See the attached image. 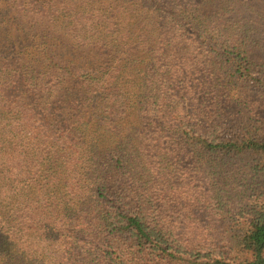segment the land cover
I'll return each mask as SVG.
<instances>
[{"label": "trees", "instance_id": "1", "mask_svg": "<svg viewBox=\"0 0 264 264\" xmlns=\"http://www.w3.org/2000/svg\"><path fill=\"white\" fill-rule=\"evenodd\" d=\"M0 264H264V0H0Z\"/></svg>", "mask_w": 264, "mask_h": 264}, {"label": "rangeland", "instance_id": "2", "mask_svg": "<svg viewBox=\"0 0 264 264\" xmlns=\"http://www.w3.org/2000/svg\"><path fill=\"white\" fill-rule=\"evenodd\" d=\"M257 54H259V52L257 50H255L252 55L255 56Z\"/></svg>", "mask_w": 264, "mask_h": 264}]
</instances>
